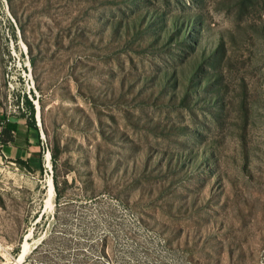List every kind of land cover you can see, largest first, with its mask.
Returning a JSON list of instances; mask_svg holds the SVG:
<instances>
[{"label":"rangeland","instance_id":"rangeland-1","mask_svg":"<svg viewBox=\"0 0 264 264\" xmlns=\"http://www.w3.org/2000/svg\"><path fill=\"white\" fill-rule=\"evenodd\" d=\"M28 100L0 264L50 234L30 264H264V0H0V106Z\"/></svg>","mask_w":264,"mask_h":264},{"label":"crops","instance_id":"crops-1","mask_svg":"<svg viewBox=\"0 0 264 264\" xmlns=\"http://www.w3.org/2000/svg\"><path fill=\"white\" fill-rule=\"evenodd\" d=\"M0 131L3 143L0 149V177L15 174L12 170H18L22 165L30 167L29 171L34 173L40 172L42 133L39 126H32L25 110L20 106H0ZM0 250H6L1 240Z\"/></svg>","mask_w":264,"mask_h":264},{"label":"trees","instance_id":"trees-1","mask_svg":"<svg viewBox=\"0 0 264 264\" xmlns=\"http://www.w3.org/2000/svg\"><path fill=\"white\" fill-rule=\"evenodd\" d=\"M26 102H27V104L29 106V113L26 112V111L25 112H26L27 116L29 117L30 123L32 124V126H35L36 128H38L37 122H36L35 107H34L33 103L30 100H28ZM56 159H57L56 155H54L53 164H54L55 169L57 170V161H56ZM27 168H28V170H31L30 167H27ZM53 178H54V185H55V191H56V200H57V202H56V212L54 214V217H57V212L59 211V208L62 206L61 203L59 202V198L62 195V191H61V188H60V181L58 179L57 173L54 174ZM66 205H70V203H67ZM66 205H64V206H66ZM43 217H44V214L42 215V218ZM35 230L36 229H34V238H36V236H37ZM50 241H54V243H56V244H61V246L65 247V248H70L71 245H72L71 239L64 238L63 240L58 241V240H55L50 234L48 237H44L38 244L35 245L34 249L27 256H25L24 261H23L22 264H30L33 255H35L45 245H49ZM22 244H23V239L20 241L18 249L15 250V253L18 254V255L21 253ZM107 247H108V241H107V239H104V241L102 243L103 252H105V248H107ZM59 259L63 260L64 256L62 255V257H60ZM43 260H44V264H59L58 262H56L54 260L52 261V260L48 259V261H47L45 258H43Z\"/></svg>","mask_w":264,"mask_h":264},{"label":"bare ground","instance_id":"bare-ground-1","mask_svg":"<svg viewBox=\"0 0 264 264\" xmlns=\"http://www.w3.org/2000/svg\"><path fill=\"white\" fill-rule=\"evenodd\" d=\"M38 115L40 116V112H39ZM47 159L50 160L49 159V156L47 157ZM50 162H49V164H50ZM50 166H51V164H50ZM48 188H49L48 189L49 198H48V203L47 204L50 205V206H52L53 204H52V201L51 200H52V198H53V196L55 194V188H54V183H53V180L52 179L49 180ZM27 247H28V242H24V244H23V250H22V253H21L20 257H19L20 260H22L25 257V255L27 253Z\"/></svg>","mask_w":264,"mask_h":264},{"label":"built area","instance_id":"built-area-1","mask_svg":"<svg viewBox=\"0 0 264 264\" xmlns=\"http://www.w3.org/2000/svg\"><path fill=\"white\" fill-rule=\"evenodd\" d=\"M0 136H1V131H0ZM2 147H3V143H2V141H1V137H0V149H1ZM48 156L50 157V152H49V151H48V154L46 155V160H47V162H48V164H49V161H50V160L47 159ZM48 167H49V166H48Z\"/></svg>","mask_w":264,"mask_h":264},{"label":"water","instance_id":"water-1","mask_svg":"<svg viewBox=\"0 0 264 264\" xmlns=\"http://www.w3.org/2000/svg\"><path fill=\"white\" fill-rule=\"evenodd\" d=\"M37 112H38V111H37ZM36 118L38 119V117H37V113H36ZM30 234H31V233H30ZM26 237H27V236H26ZM26 237H25V239H24L25 242H27V241H26ZM20 264H21V263H20Z\"/></svg>","mask_w":264,"mask_h":264}]
</instances>
